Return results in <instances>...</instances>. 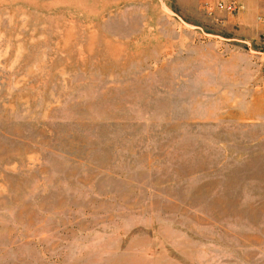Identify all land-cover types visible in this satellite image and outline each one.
Returning <instances> with one entry per match:
<instances>
[{"label": "rangeland", "instance_id": "rangeland-1", "mask_svg": "<svg viewBox=\"0 0 264 264\" xmlns=\"http://www.w3.org/2000/svg\"><path fill=\"white\" fill-rule=\"evenodd\" d=\"M0 264H264V0H0Z\"/></svg>", "mask_w": 264, "mask_h": 264}, {"label": "built area", "instance_id": "built-area-1", "mask_svg": "<svg viewBox=\"0 0 264 264\" xmlns=\"http://www.w3.org/2000/svg\"><path fill=\"white\" fill-rule=\"evenodd\" d=\"M219 6H220V7H223V5H222V4H221V5H219ZM227 7H228L229 9H230V8H232V6H227Z\"/></svg>", "mask_w": 264, "mask_h": 264}]
</instances>
